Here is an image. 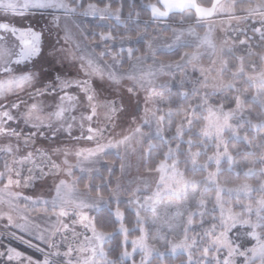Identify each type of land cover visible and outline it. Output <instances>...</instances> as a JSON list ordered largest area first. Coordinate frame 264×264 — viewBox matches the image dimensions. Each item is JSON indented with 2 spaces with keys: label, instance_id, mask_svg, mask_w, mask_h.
Returning <instances> with one entry per match:
<instances>
[{
  "label": "snow or ice",
  "instance_id": "obj_1",
  "mask_svg": "<svg viewBox=\"0 0 264 264\" xmlns=\"http://www.w3.org/2000/svg\"><path fill=\"white\" fill-rule=\"evenodd\" d=\"M124 8L0 0V264H264V0Z\"/></svg>",
  "mask_w": 264,
  "mask_h": 264
},
{
  "label": "trees",
  "instance_id": "obj_2",
  "mask_svg": "<svg viewBox=\"0 0 264 264\" xmlns=\"http://www.w3.org/2000/svg\"><path fill=\"white\" fill-rule=\"evenodd\" d=\"M87 2H89V0H85V3H87ZM91 2H99V0H91ZM105 2L107 3V2H111L112 3V6H113V8H115V7H117V6H119V0H105ZM133 2V0H124V4H125V8H124V12H125V14H127V12L129 11V8H128V5L130 4V3H132ZM147 2V0H134V3H135V6H136V10H138V11H140L141 12V20H145V19H147L148 18V16H149V12H146V11H144L142 8H141V5L142 4H144V3H146ZM152 2H156V0H152ZM100 6H103V4H101ZM88 27L89 28H96V24H88ZM142 28H143V25H141V30H142ZM96 30L97 31H101V30H103V31H107L108 29H106V28H103V29H101V28H96ZM115 34V33H114ZM121 34H124V33H121ZM129 35H131V36H133V37H135V35H136V33L135 32H131V33H128ZM136 47H139V49H142V46H143V44L142 43H138V44H136L135 45ZM258 50V49H257ZM161 58H164V59H167V57H161ZM166 107V106H165ZM173 108H175V106H173ZM185 139H187V137H185ZM232 146H235V145H230V148L232 147ZM240 147H243V145H239ZM209 154H211V150H209ZM105 160L106 161H109V162H113L114 164H115V171L113 172V174H112V179L114 180L117 176H118V169H117V164H118V159L117 158H115L112 154H109L108 156H106L105 157ZM226 167V166H225ZM101 171V173H102V175L104 176V177H107L108 176V173H107V170H105V169H101L100 170ZM242 177V176H241ZM234 178H236L235 176H234V174H232V173H228V172H225L221 177H220V179L221 180H230V181H232L233 182V179ZM100 176H97L96 178H95V183H99L100 182ZM80 187H82V183L79 185ZM111 187H112V185H110ZM93 194H94V192H93ZM107 194V192H106V190H105V195ZM112 207H113V209H115V207H116V205H115V203L112 205ZM120 207H121V209L122 210H125V215H126V220H125V223L126 224H128V221L130 220V219H134V213H129L126 209H125V204H123V203H121L120 204ZM238 209V208H237ZM90 215H96V213H90ZM113 219H114V217H113ZM129 226H131V225H129ZM112 227H118V225H111V226H109V227H107L105 230H107V231H111L112 230ZM136 235H138V233H133L132 234V237H135ZM131 238V237H130ZM117 239H122V237L120 236V237H117ZM13 246H16L15 245V243L13 244ZM129 249H130V246H129ZM20 250H24V248H23V246H21V249ZM29 252L31 251V250H28ZM185 260V257L183 256V255H178V256H176L173 260L172 259H169V258H167V259H165L164 260V264H174V263H181V261H184Z\"/></svg>",
  "mask_w": 264,
  "mask_h": 264
},
{
  "label": "rangeland",
  "instance_id": "obj_3",
  "mask_svg": "<svg viewBox=\"0 0 264 264\" xmlns=\"http://www.w3.org/2000/svg\"><path fill=\"white\" fill-rule=\"evenodd\" d=\"M241 6H243V5H241ZM93 19H94V18H87V19L85 20V25L88 27V24H92V23H90L89 21H92ZM218 19H219V18H218ZM93 24H95V23L93 22ZM155 27H156V25H152V26H150V27L148 28V32H149L150 36H151V35H156V33L153 32V28H155ZM121 33H123V32L121 31ZM160 35H162V36H169V35H171V33L168 32V31H161V32H160ZM89 39H91V37H89ZM97 39H98V38H97ZM139 43H142V44H143L142 49H139V47H136V46H135V45L138 44V43H133V44H131V45H126V47H127V46H132V47L138 49L139 51L136 52V55H139V54H141V53L144 51V42H143V41H140ZM100 50H101V49H97V52H99ZM115 50H116V49H113V51H115ZM105 59L108 60L109 58H108V57H105ZM148 62L151 63V61H148ZM123 67H124V68H127V67H128V64L125 63V64L123 65ZM157 91L160 92V91H163V89L158 88ZM205 115H206V113H205ZM175 119H179V118H178V117H175ZM116 131L119 132L120 129L117 128ZM145 131H147V129H145ZM144 147H147V145L145 144ZM111 154H112L115 158L118 159L117 169H118V176H119V175H120L119 166H120V164H121L122 162L126 163V161H122L121 159H119V158L115 155L114 152L111 153ZM161 158H162V157H161ZM131 161H132L133 163H135V157H134V156L131 157ZM72 162H74V161H72ZM108 162H109V161H106V160H105V157H104L103 160L101 161V163H100L99 165H97V167H99L100 170H101V169H105V170H107L106 165H107ZM112 163H113V162H112ZM113 165L115 166L114 163H113ZM141 170H143V169H141ZM134 171H135V170L133 169V174H134ZM107 173H108V171H107ZM75 175H79V173L77 172V173H75ZM153 179H158V176L154 177ZM241 180H243V176L240 177L239 179L234 178V179H233V182H234V183H238V182H240ZM86 182H87V181L85 180L84 182H82V187H80L79 185H78V187L81 188V189H83V183H86ZM248 182H250V183H254L255 181H254V180H249ZM114 186H115V179L113 180V184H112V187H114ZM230 186H231V185H230ZM2 187H3V185H0V188H2ZM146 194H147V193H142V195H146ZM0 195H3V193H0ZM213 195H214V194H213ZM17 203H18V205H19V213H18V215H19V217L21 218V222H24V221H23V218H24V217H27L30 221H32V222H34V223H36V224H41V222H40L39 220L34 219L38 214H40V213L43 212V208H42L41 206H36L35 208H33L30 204H26V202L23 201V200H20V201H18ZM235 210H236V211H239V208H238V209L235 208ZM46 226H47V225H45V224H41V227H46ZM205 227H207V225H205ZM77 231H82V229H79V228H78ZM194 231H195V232H199V231H201V229L197 227V228H195ZM121 237H122V236H121ZM56 239L59 240L60 237L57 236ZM34 242H35V241H34ZM129 250H130V249H129ZM178 255H183V256L185 257V260H186V255L183 254L182 252H178V253L175 254V255L170 254V255H168L167 257H165V259L169 258V259H172V260H173V259H174L176 256H178ZM136 259L139 260V256H137ZM174 264H176V263H174ZM177 264H181V263H177Z\"/></svg>",
  "mask_w": 264,
  "mask_h": 264
},
{
  "label": "flooded vegetation",
  "instance_id": "obj_4",
  "mask_svg": "<svg viewBox=\"0 0 264 264\" xmlns=\"http://www.w3.org/2000/svg\"><path fill=\"white\" fill-rule=\"evenodd\" d=\"M25 23H28V21H25Z\"/></svg>",
  "mask_w": 264,
  "mask_h": 264
}]
</instances>
